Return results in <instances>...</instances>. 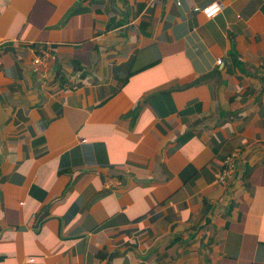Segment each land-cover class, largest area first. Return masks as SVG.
Masks as SVG:
<instances>
[{"label":"crops","instance_id":"0c3cea01","mask_svg":"<svg viewBox=\"0 0 264 264\" xmlns=\"http://www.w3.org/2000/svg\"><path fill=\"white\" fill-rule=\"evenodd\" d=\"M0 264H264V0H0Z\"/></svg>","mask_w":264,"mask_h":264},{"label":"built area","instance_id":"2783aa9c","mask_svg":"<svg viewBox=\"0 0 264 264\" xmlns=\"http://www.w3.org/2000/svg\"><path fill=\"white\" fill-rule=\"evenodd\" d=\"M213 6H215L216 8L221 9V5L218 4V3H213L211 4L210 6H207L206 8L203 9V13L207 16V17H212L210 16L209 14H207L205 12V9H208L209 12H212L214 11V8ZM218 11V12H219ZM216 12V14L218 13ZM215 14V15H216ZM49 59H47V56L46 55H43L42 57H37L36 60H35V64L37 65H44L46 63V61H48ZM217 64H221V60H217ZM224 165L222 166V168L220 169H215L214 170V177L216 180L218 181H224L227 177H229L230 173H231V170H232V162H231V158H227L224 162Z\"/></svg>","mask_w":264,"mask_h":264},{"label":"clouds","instance_id":"9594fccd","mask_svg":"<svg viewBox=\"0 0 264 264\" xmlns=\"http://www.w3.org/2000/svg\"><path fill=\"white\" fill-rule=\"evenodd\" d=\"M213 8H214V11L209 12L208 9H205V12H206L207 14H209L210 16H214V15L216 14V12L219 11V9L216 8L215 6H213Z\"/></svg>","mask_w":264,"mask_h":264}]
</instances>
